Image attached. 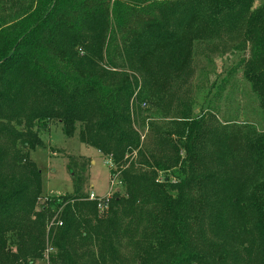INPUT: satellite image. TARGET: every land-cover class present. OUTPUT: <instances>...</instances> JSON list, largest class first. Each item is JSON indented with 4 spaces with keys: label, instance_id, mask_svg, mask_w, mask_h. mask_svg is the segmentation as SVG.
<instances>
[{
    "label": "trees",
    "instance_id": "1",
    "mask_svg": "<svg viewBox=\"0 0 264 264\" xmlns=\"http://www.w3.org/2000/svg\"><path fill=\"white\" fill-rule=\"evenodd\" d=\"M255 3L0 0V264H264V130L195 114L187 89L197 47L235 41L264 115ZM52 123L124 192L91 199V160L68 155L73 192L41 203Z\"/></svg>",
    "mask_w": 264,
    "mask_h": 264
},
{
    "label": "rangeland",
    "instance_id": "2",
    "mask_svg": "<svg viewBox=\"0 0 264 264\" xmlns=\"http://www.w3.org/2000/svg\"><path fill=\"white\" fill-rule=\"evenodd\" d=\"M263 1L256 0L255 7ZM235 44V41L229 40L224 44L216 39L214 45L202 44L197 47L195 74L187 88L193 101L191 106L195 114H200V111H206L209 107L217 111L222 121L250 124L258 131H263L264 115L259 99L245 80L243 66L240 65V61L248 56V52L235 50L232 48ZM228 78L225 86L224 82ZM143 107L148 108V105ZM162 113L160 109L146 113L145 115L152 116L146 123L151 119L158 124L169 123L170 117ZM144 133L147 135V129ZM40 136L44 147L34 150L32 158L42 172L41 203L49 196L73 192L68 155L85 156L91 160L88 190L99 199H106L112 193L124 192L118 179L112 181L110 159L96 148L80 142L78 136L66 137L61 125L57 123H52L50 129L42 131ZM35 264H49V260L46 257Z\"/></svg>",
    "mask_w": 264,
    "mask_h": 264
},
{
    "label": "built area",
    "instance_id": "3",
    "mask_svg": "<svg viewBox=\"0 0 264 264\" xmlns=\"http://www.w3.org/2000/svg\"><path fill=\"white\" fill-rule=\"evenodd\" d=\"M91 199H96V195L94 193L91 194ZM99 207L102 209L103 207L102 201L100 202Z\"/></svg>",
    "mask_w": 264,
    "mask_h": 264
}]
</instances>
